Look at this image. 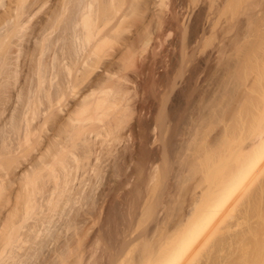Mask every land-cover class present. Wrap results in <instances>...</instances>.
I'll return each mask as SVG.
<instances>
[{
	"label": "bare ground",
	"instance_id": "6f19581e",
	"mask_svg": "<svg viewBox=\"0 0 264 264\" xmlns=\"http://www.w3.org/2000/svg\"><path fill=\"white\" fill-rule=\"evenodd\" d=\"M139 1L0 0V264H264V36L240 48L214 117L194 116L176 167L171 148L155 166L141 146L137 182L110 169L101 254L83 261L79 218L96 206L84 176L102 178L99 155L127 117L113 45L157 4ZM51 243L52 260L40 251Z\"/></svg>",
	"mask_w": 264,
	"mask_h": 264
},
{
	"label": "rangeland",
	"instance_id": "374dc122",
	"mask_svg": "<svg viewBox=\"0 0 264 264\" xmlns=\"http://www.w3.org/2000/svg\"><path fill=\"white\" fill-rule=\"evenodd\" d=\"M156 2V5L153 3L140 5V16L131 22L130 35L118 36L117 43L113 45V78L127 92L121 102L122 108L126 109L127 117L119 131L120 139L111 145L114 148L113 153L109 155L108 149L103 147L99 155L97 166L102 178L96 177L92 171L84 176L85 189L94 190L96 202V206L90 211L91 214L82 212L79 218L84 224L78 229V235L89 228L83 242L89 247L84 248V244L82 246L83 261L86 262L100 257V249L104 243L102 240L97 241L96 237L100 236V224L110 210L111 203L108 197L104 196L109 185L113 184L112 181L108 182L110 169L118 163L121 170L115 180L123 183L128 174L131 175L129 185H132L131 182L134 180L137 182L140 176L134 173V170L141 164L138 154V148L141 146L149 151L150 163L154 162L155 166L161 163L162 148L163 152L171 148L168 151L173 157L176 153V157L173 158L171 155L170 157L173 158L171 162L177 164L178 146H181L184 137L193 132L192 128L196 122V119H193L196 116L206 119L205 121L212 119L214 115L211 112L217 113L224 105L227 90L233 88L231 87L235 83L233 77L237 75L236 71L239 68L235 63L238 62V65L241 62L240 48L250 43L249 36L251 42L258 39V36H264V0H161V2L156 0ZM2 9L3 7H0V11ZM63 27L61 25V30L57 29L49 37L55 43L56 50L63 43V39L58 40L59 31L62 35L65 32ZM245 36H248L247 40H244ZM252 38H255L254 41ZM55 39L57 42H54ZM50 53L47 52L44 58ZM234 69L236 70L233 74ZM229 78L230 85L227 83ZM224 86L229 89L226 90L227 87ZM220 96H224V99L222 97L220 100ZM207 107L209 109H206ZM210 110L211 112H208ZM200 113L202 115H199ZM166 140L170 147L165 148L169 146L165 144ZM162 142L166 146L162 145ZM176 164L174 163V167ZM127 188H129L127 185L120 188L119 195ZM79 205H73L69 215L80 208ZM60 222L61 219L51 230L56 231ZM67 235L75 238L78 236H75L72 230H69ZM93 242L99 243L98 247L94 246L96 243ZM46 246L40 251L48 254L52 260L54 257L50 250L55 249L57 244L51 243Z\"/></svg>",
	"mask_w": 264,
	"mask_h": 264
}]
</instances>
